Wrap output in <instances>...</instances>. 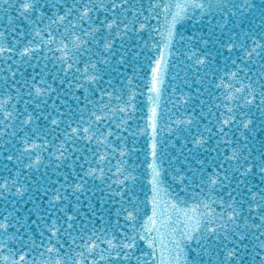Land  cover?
Here are the masks:
<instances>
[{"label": "snow or ice", "instance_id": "snow-or-ice-1", "mask_svg": "<svg viewBox=\"0 0 264 264\" xmlns=\"http://www.w3.org/2000/svg\"><path fill=\"white\" fill-rule=\"evenodd\" d=\"M0 264H264V0H0Z\"/></svg>", "mask_w": 264, "mask_h": 264}]
</instances>
